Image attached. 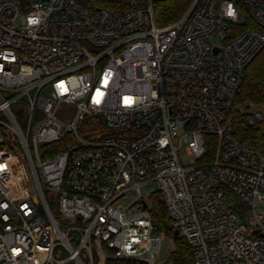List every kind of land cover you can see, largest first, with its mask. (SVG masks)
I'll use <instances>...</instances> for the list:
<instances>
[{
    "label": "built area",
    "instance_id": "1",
    "mask_svg": "<svg viewBox=\"0 0 264 264\" xmlns=\"http://www.w3.org/2000/svg\"><path fill=\"white\" fill-rule=\"evenodd\" d=\"M154 1L0 0V264H155L154 193L193 264H264V0Z\"/></svg>",
    "mask_w": 264,
    "mask_h": 264
},
{
    "label": "trees",
    "instance_id": "2",
    "mask_svg": "<svg viewBox=\"0 0 264 264\" xmlns=\"http://www.w3.org/2000/svg\"><path fill=\"white\" fill-rule=\"evenodd\" d=\"M189 0H155L154 13L158 25H166L177 19L188 6ZM248 26H254L248 22ZM237 102L264 104V48L247 65L244 79L236 97ZM90 129L102 128L103 123L94 118L88 120ZM93 126V128H92ZM54 150L64 147V142L53 143ZM151 218L155 231L168 236L173 241V249L168 256V264H193L191 247L184 237L174 235L163 199L159 193L151 197ZM98 264V263H96ZM101 264H148L134 259H106Z\"/></svg>",
    "mask_w": 264,
    "mask_h": 264
},
{
    "label": "rangeland",
    "instance_id": "3",
    "mask_svg": "<svg viewBox=\"0 0 264 264\" xmlns=\"http://www.w3.org/2000/svg\"><path fill=\"white\" fill-rule=\"evenodd\" d=\"M30 2H35V1H40V0H29ZM242 15L243 13L240 15V20H242ZM23 21V16H21L18 20L19 23H22ZM253 105V104H252ZM262 105V104H259ZM73 116V112L72 111H67L65 113V115L63 116L64 119H69L71 120ZM180 154L182 157L183 161H187L189 159L188 155L186 154V150L184 148V146L182 147V149L180 150ZM154 185L153 183H149L147 185H144L141 189L143 196L146 198L147 195L151 194L152 192H154ZM121 202H125V200H121ZM256 211L261 214L262 216H264V207L261 205L260 202H258L256 204ZM173 249V241L171 238H169L168 236L163 235V241H162V247H161V251L157 256L156 259V263L155 264H168V256L170 254V252Z\"/></svg>",
    "mask_w": 264,
    "mask_h": 264
},
{
    "label": "water",
    "instance_id": "4",
    "mask_svg": "<svg viewBox=\"0 0 264 264\" xmlns=\"http://www.w3.org/2000/svg\"><path fill=\"white\" fill-rule=\"evenodd\" d=\"M179 231L177 229H174V235H178Z\"/></svg>",
    "mask_w": 264,
    "mask_h": 264
}]
</instances>
